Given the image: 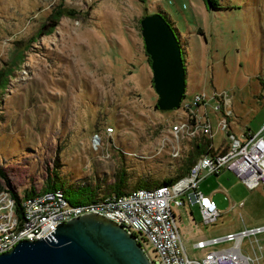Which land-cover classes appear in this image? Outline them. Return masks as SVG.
Wrapping results in <instances>:
<instances>
[{
    "label": "rangeland",
    "instance_id": "rangeland-1",
    "mask_svg": "<svg viewBox=\"0 0 264 264\" xmlns=\"http://www.w3.org/2000/svg\"><path fill=\"white\" fill-rule=\"evenodd\" d=\"M216 2L214 8L204 0H0V77L10 72L0 85V184L21 195L30 185L41 189L55 169L63 185L97 184L100 195L119 168L128 189L137 179L176 173L188 147L178 158L153 155L156 135L180 117V107H154L139 18L155 11L169 19L182 49L184 99L197 90H225L229 130H256L264 121L258 96L264 91V0ZM197 188L219 215L204 223L196 205L172 206L188 256L230 244L197 248L198 239L264 224L262 186L247 189L223 170ZM254 238L264 244V231L241 237L243 253L253 256ZM141 245L152 254L148 242Z\"/></svg>",
    "mask_w": 264,
    "mask_h": 264
},
{
    "label": "built area",
    "instance_id": "built-area-1",
    "mask_svg": "<svg viewBox=\"0 0 264 264\" xmlns=\"http://www.w3.org/2000/svg\"><path fill=\"white\" fill-rule=\"evenodd\" d=\"M184 97L183 94L177 106L180 107V114L177 113L180 117L161 128L155 137L157 145L153 153L162 152L169 158H178L183 148L201 141L202 150L182 174L166 183L134 187L80 203H69L60 188L36 191L20 198L19 215L15 212L10 192L5 187L0 188V252L23 238H50L57 223L94 212L122 226L140 245L141 241L148 242L152 254L145 253L150 264H262L259 259L263 257L264 244L254 238V248L250 241L253 253L250 256L240 250L239 241L243 236L264 231V224L198 239L193 244L197 248L221 241H230V244L206 250L199 257L185 253L172 206H181L185 202L196 205L201 220L213 223L219 212L197 185L203 177L223 170L231 173L247 189L264 188V121L256 130H242L235 134L229 130L231 94L212 89L197 90L188 98ZM261 99L264 101V91ZM218 132L224 135L214 143ZM93 140L97 143L99 137L95 136ZM120 151L140 158L150 156L121 148Z\"/></svg>",
    "mask_w": 264,
    "mask_h": 264
},
{
    "label": "water",
    "instance_id": "water-1",
    "mask_svg": "<svg viewBox=\"0 0 264 264\" xmlns=\"http://www.w3.org/2000/svg\"><path fill=\"white\" fill-rule=\"evenodd\" d=\"M139 26L149 57L155 105L160 110L177 107L185 86V67L178 39L157 11L142 15ZM0 264L150 262L140 243L122 226L101 214L88 212L57 223L50 238L18 240L0 252Z\"/></svg>",
    "mask_w": 264,
    "mask_h": 264
},
{
    "label": "trees",
    "instance_id": "trees-1",
    "mask_svg": "<svg viewBox=\"0 0 264 264\" xmlns=\"http://www.w3.org/2000/svg\"><path fill=\"white\" fill-rule=\"evenodd\" d=\"M204 1L205 3H208L210 7H214V8L217 7L216 0H204ZM162 15L174 31V28L171 25V22L169 21V19L164 14ZM181 53H182V49H181ZM182 60H183V57H182ZM9 73L10 72L8 68V71L4 74V76L0 77V85L4 84V82L7 80L6 76H8ZM258 96L261 98V93H259ZM202 148H203V144L201 141L193 142L192 145L187 149L185 156L183 157V161L181 165L179 166L178 170L176 171V173H174L173 175L164 176L160 179H151L149 181L145 179H137L131 185V188L149 187V186L171 181L172 179H174L176 176H179L187 169L188 165L200 153ZM0 177H2L3 179L5 178L4 173L2 172L1 169H0ZM126 179H127V176H126L124 169L122 168L117 169V171L113 173L112 181L106 184L105 192L100 195H97L99 185L91 184V183H81V184H76V185H71V184L63 185L62 181L58 179V175L55 169H53L52 172L46 175L44 179L45 183L43 184L41 189L35 190V188L30 185L27 189L23 190V193L21 195H18L14 190H11L8 186H6L5 188L10 192V195L13 197L14 202H15V207H14L15 212L17 213V215H19L18 213L20 212V205H19L20 198L29 196L35 193L36 191L60 188L62 190L63 196L66 198V200L69 203H80V202L92 200L96 197H99L105 194H109V193L118 194V193L123 192L124 190L128 189L126 188L127 187ZM4 183L7 184V181L4 180ZM0 188H4V186L0 184Z\"/></svg>",
    "mask_w": 264,
    "mask_h": 264
},
{
    "label": "crops",
    "instance_id": "crops-1",
    "mask_svg": "<svg viewBox=\"0 0 264 264\" xmlns=\"http://www.w3.org/2000/svg\"><path fill=\"white\" fill-rule=\"evenodd\" d=\"M261 225V224H260Z\"/></svg>",
    "mask_w": 264,
    "mask_h": 264
}]
</instances>
